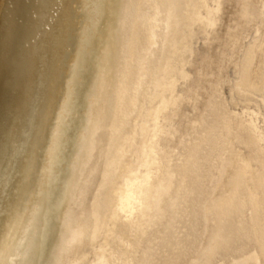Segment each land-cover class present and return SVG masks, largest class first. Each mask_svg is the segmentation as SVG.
Masks as SVG:
<instances>
[{
  "label": "bare ground",
  "instance_id": "obj_1",
  "mask_svg": "<svg viewBox=\"0 0 264 264\" xmlns=\"http://www.w3.org/2000/svg\"><path fill=\"white\" fill-rule=\"evenodd\" d=\"M198 3L0 0V162L9 159L2 118L14 86L31 66L38 82L39 61L56 72L50 86L43 76L36 94L30 91L36 134L23 149V181L0 264H264V151L245 128L252 116L235 112L227 129L231 116H225L233 111L226 101L237 109L248 104L264 125V107L259 113L253 99L262 88L245 78L251 64L236 65V79H223L226 91L216 94L215 53L249 55L251 72L257 70L256 32L253 46L240 49L257 16L255 0H219L218 30L207 31L214 45L209 57L204 50L194 54L195 28L206 21ZM57 22V45L45 58L41 32ZM250 87L255 96L245 95ZM174 88L183 97L180 108L170 95ZM71 128L76 145L67 158L63 140ZM134 159L145 164L136 172L148 170L137 183L139 198L129 190Z\"/></svg>",
  "mask_w": 264,
  "mask_h": 264
},
{
  "label": "rangeland",
  "instance_id": "obj_2",
  "mask_svg": "<svg viewBox=\"0 0 264 264\" xmlns=\"http://www.w3.org/2000/svg\"><path fill=\"white\" fill-rule=\"evenodd\" d=\"M196 1L199 2L198 5H201V3H203V6L199 10H201L202 8L204 10V12L202 14H203V17L206 18V21H205L206 25H205V23L200 22V24L195 28L197 30L196 35H198V34L199 35L197 36L196 40L193 42L195 44L194 51L196 52V50H197V53H194V52L193 53L198 56V54L202 53L204 50V52L206 51V53H204V54L208 55V57H209L211 55L210 53L214 50V45L210 44L211 40H212V36H208V34L214 33L216 30H218L217 27H219L218 9H217L218 8L217 3L219 4V0H199V1L196 0ZM182 2L184 3V2H186V0H182ZM71 4L74 7L73 2ZM255 5L256 6L254 7L253 13L256 12L255 14L257 16H254V18L251 19L252 23L248 26L249 29L247 30V32L244 33L245 35L243 34L244 39H242V41H241L242 44L240 46V49L244 48L245 46L246 47H249V46L252 47L253 46L251 44H253V42L255 41L254 40L255 39L254 33L256 32V34L258 35L257 36L255 34L257 36L256 40H258V41H255L256 44H255L254 48H256V49H254V48L253 49L255 50L256 53H258L257 55L260 56V58H258L256 60L255 70L256 69L257 70L254 73L251 72V70L254 68L253 65H254L255 61L253 58L249 59V57H248L249 55L243 56L239 53L238 57H234L233 52L230 49L226 50L225 54L217 52V55H216V53H215V56L217 58L216 59L217 60L216 61L217 66L216 67L218 69V74L220 75L219 76L220 80H218V85L220 88L217 86L219 88L218 89L219 92L217 90L218 93L216 92V94L220 95L221 91L222 92L226 91V90H224L226 88V86H224V84H223V82H224L223 79L225 81H226L227 77L230 78L231 81H233L232 80L233 78L236 79L235 78L236 76L234 75V74H236V72H233V70H235L236 65H238V64L240 65L243 62L244 68H247V66H249L248 64H251L250 67H248V68H250V70L247 68L249 71H247V69H245L247 72L246 73L247 76L245 75V78L248 81H251V80L253 82L255 81V83L257 85L258 84L260 85V86L259 85L258 86L261 87L262 90H261V88H258L261 91H255L254 92L253 90H255V89L254 88L251 89V87H250V88H247L248 91L245 92V95H247L250 92V90H252L250 92V96H252V95L255 96L257 94L255 97H253V99L258 100L257 103H258V107H259V113H262L263 107H264V92H263L264 91V88H263L264 87V85H263L264 84V56H263L264 55V48H263L264 47V34L260 35L257 33L258 29L261 27V24H259L257 21H259L260 17H262L264 15V0H255ZM203 10H201V11H203ZM66 11H67V9L64 8V12H66ZM209 18H211V20H209ZM101 22H102V19H101ZM254 22H256V23H254ZM263 23H264V19H263ZM58 24L59 23L57 22V23H54L52 27L49 26L50 30H52V31L49 30L50 32L48 31L47 34H46V31L44 33L41 32L42 37H44V35H45V38H46L45 39V43H46L45 48H43L44 50L47 51V52L46 51L44 52V54L46 55L45 58H48L51 56L50 52H52L54 46L57 45V37H58L57 33L59 31L57 29ZM214 26H215L216 30L214 29ZM38 28H39V26L35 24V25H33L32 31H36ZM80 28H81V23L79 22L78 26H77V33L80 31ZM203 28H205V29H203ZM73 30H74V27L72 26V31ZM41 33L39 32L38 35ZM34 34L37 35V32ZM34 34L32 36H34V38H35ZM32 36L28 37V39H30ZM204 36H205V38H204ZM207 36H208V38H207ZM259 37H261V38H259ZM206 38H207V40H206ZM17 43L19 44V41H17ZM243 43H244V45H243ZM41 44H43V43H41ZM59 48H62V46H60ZM63 48H65V47L63 46ZM200 50L202 52H200ZM66 52H67V55L65 58L67 59V57L69 55L68 49L66 50ZM193 57H194V59L197 58L194 55H193ZM45 58H43V59H45ZM66 59L63 61L65 64H66V62H65ZM239 59H240V61H239ZM38 61H39V58H38ZM250 62H252V63H250ZM37 64H38V67L35 69L39 73L38 74L39 75L38 82H37V80L32 78V70H31L32 66H31L30 72L23 78L24 80L16 85L19 88L21 87L23 92L20 91L19 89H17L16 86H14L15 89H13V91L11 93L13 95V98H14L13 103H11L9 106H7V107H9V109L7 108L8 110H7L6 114L3 115V118H2L3 123L6 121V124H7L6 128L8 130V136L10 138H9V142L5 143L6 153L4 156V157L9 156V159L7 161L5 160L4 162H0V250H1V248L3 246V242L5 240L4 236H5L6 230L8 229V225H10L9 217L12 218V215L15 214V210H13L12 204H15L16 197L20 191V186L16 187V185H20L23 181L22 176L20 177L18 174V169H22V165L20 164V161H22L23 154H25L23 149H24V147L26 148L29 137L36 134V130H35L36 125L34 124V122H32V117L34 115L35 107H34V104L31 105L30 107H28V105L30 104V101H29V97L31 95L30 91L33 90L34 93L36 94L38 89H40L42 87V82H41V86H40V81L42 80L43 76L46 77V79H48V78L52 79L51 81L48 80L49 86L52 84V81H53V76L50 77V75H51V73L54 72L53 71L54 68L51 69L50 66H47L45 64V61H39ZM61 69H62V65H61ZM54 73H56V72H54ZM61 73H62V71H61ZM251 73L253 74L252 76L250 75ZM248 76H250V77H248ZM190 77L191 78H189V80L187 82L188 85L192 84L191 81H192L193 77L192 76H190ZM57 82H59V79L57 80ZM220 84H221V86H220ZM222 84L224 86L223 89H222ZM229 86H231V85H229ZM231 88H232V86H231ZM179 92L180 91L178 88H174V91H172L170 94L173 101H175V103H176V105H175L176 108H180L183 105V97H181V95L179 96ZM253 92L254 93L258 92V93H256L254 95ZM260 92H263V93L259 96L258 94ZM225 93H228V91ZM21 94H22V96H21ZM170 95L168 97H170ZM178 96H179V98L177 99ZM257 96H258V99L256 98ZM180 100H182V101H180ZM226 102H225L226 108L228 106H231L233 108V111H231V108L228 107V108H230L229 110L232 112L231 114H229V112L226 110L228 112V114H226L225 116H227V117L231 116V118L227 119V122L229 121V123L226 125L227 126L226 129L229 127V125L233 124L232 122H230V120L235 117V115H233L235 112L239 111V112H243L245 114L252 116V121L249 122L248 124H246L245 128L251 130L252 133L255 132L257 134L255 139L254 140L252 139L251 141H252L254 147H256V148L262 147L263 149L262 148L261 149L264 151V125H262L263 124L262 123L263 118L260 117V114H258V112L256 110L255 111L257 113L256 112H255L256 114L253 113L252 112L253 109H251V106L248 104H242V105L240 104L239 108L237 109L236 105L232 106L228 101H226ZM158 105H159V103H158ZM245 106H247V107H245ZM164 108H167V110L170 111L171 113H173V111H174V106L172 103H168V104L165 103ZM246 108L248 111L246 110ZM74 112L75 111L70 112L71 114L69 113L68 116L71 117L74 114ZM247 112H249V113H247ZM36 114H37V112H36ZM79 115H80V113H79ZM257 115H259V116H257ZM77 117H79V116H77ZM259 117H260V119H259ZM63 119H64V116L62 117V120ZM256 119H257V121H256ZM71 121H72V124L76 125L77 120H74V118H72ZM179 124H180V122L179 123L177 122L176 126H178ZM1 126H2V124H0V127ZM65 126H66V122L63 123L64 130H65ZM167 126H170V123L167 124ZM71 129H73V130L71 132L69 131L67 133L66 138H65L66 140L65 139L63 140L65 143V144H63V146L65 145V149H66L65 152L67 154L66 155L67 158H68V155L70 154V152H68V149L72 150L73 146L76 145V142L73 143V141L75 140V135H72L73 132H75V128H71ZM225 133H226V130L224 131L222 137L224 136L225 138H227V135ZM3 143H1L0 145H2ZM62 154H63V152H62ZM73 155H76V154L73 153ZM133 161H134V163L132 164V170L131 171H135V172H132V174L130 175L131 179L129 182L132 183V187L130 186L129 190H131V191L133 190V192H135L134 197L139 198L140 192H139V189L137 188V183L138 182L141 183L144 181V180H141V178L145 179V174L148 172V170H145L147 172H145V171L140 172V173L136 172V170L140 167L139 165L142 163L143 164L141 165V170L143 171L145 168V164H144V161H142V163H140L139 165H136V163H137L136 159H134ZM1 163H3V165H2L3 167L1 166ZM246 163L249 166L248 169L250 172L255 170V167L250 166V164H249L250 161L247 158H246ZM22 164H23V161H22ZM153 171L154 170L152 169V172ZM132 176H134V177L132 178ZM123 187L124 186H122V188ZM13 190H15L14 196H12ZM69 192H70V190H69ZM68 195H70V193H68ZM137 198H133L131 201L134 204L133 206L135 209V214L137 213V210L139 208ZM224 200L225 199H223L222 201L225 202L226 200L225 201ZM222 201H221V203H223ZM223 205L225 207V208L223 207L225 210L227 208V205H225L224 203H223ZM116 209H117V206H116ZM119 215L121 216V214H119ZM152 218H153V220L157 219L154 216H152ZM134 219H135V216H134ZM143 224H144L143 226L145 227V222ZM153 247L157 251L156 246L154 245ZM164 251L168 252V248L164 247ZM153 252H155L154 249H153ZM153 258H156V257L153 256Z\"/></svg>",
  "mask_w": 264,
  "mask_h": 264
}]
</instances>
